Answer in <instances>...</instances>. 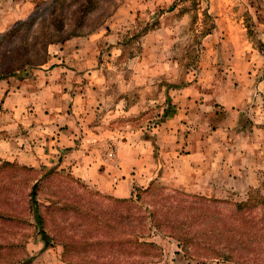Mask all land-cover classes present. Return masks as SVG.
I'll return each instance as SVG.
<instances>
[{"label": "rangeland", "instance_id": "rangeland-1", "mask_svg": "<svg viewBox=\"0 0 264 264\" xmlns=\"http://www.w3.org/2000/svg\"><path fill=\"white\" fill-rule=\"evenodd\" d=\"M49 1L0 0V80L9 77L17 82L25 80L29 84L26 90L31 94V82H41L39 70L68 66L96 71L94 76H82L75 81L98 91L97 95L83 96L96 102L91 109L96 110L90 116L83 109L79 113L83 123L79 126L81 137H98V148L106 150L109 156L115 154L117 144L128 139L135 147L140 144L144 153L150 155L158 133L165 152V147H169L164 140L167 128L160 130L158 126L181 108L179 104L184 102L185 95L180 90L188 92L185 100L193 101L190 109L193 112L190 120L180 117L178 125L183 127L171 125V129H178L182 135L217 134L216 129L225 118L231 124L229 141L239 144L242 136V142L252 146L239 158L245 169H259L252 173L250 186L231 182L229 156L225 173H218V177L214 175L215 161L202 156V164L210 163L212 171L199 164L205 172L195 174L203 179L195 181V186L177 183V176L168 170L151 182L162 188L160 196L169 195L167 203L162 202L164 207H159V202L154 205L160 208L158 216L162 221L174 219L182 228L187 226L198 234L204 230L195 238V242L200 241L199 248L223 246L222 234L207 237L211 235L210 229L223 230L226 223L225 234L235 233L241 227V218L260 211L254 207L240 212L236 205L264 197V169L255 164L263 160L264 166V0H97L81 22L78 17L74 20L72 12L75 8L82 11L87 5L85 0H58L52 4ZM58 28L60 40L56 36ZM228 100L241 104L223 109L222 103L228 104ZM36 110L31 102L22 113ZM0 112L2 121L18 118L3 106ZM9 124L2 125V133L9 136H16V130L26 127L22 122L12 127ZM241 131L243 135L239 134ZM30 133L35 135L33 131ZM55 133L50 128V136ZM181 148L177 147L168 157L163 155L171 162L179 158L177 152ZM9 171L7 168L0 174L4 175V184H11L10 189L0 193V210L9 215L5 217L0 212V264L237 263L220 257L193 256L180 240L150 227L151 217H145L149 229L140 240L151 242L154 247L126 250L128 234L133 227L137 228V217L143 212L114 201L120 198L101 193L66 172L58 173L55 180L43 181L37 190L47 234L42 236L26 207L27 187L21 182L25 175L11 177ZM138 188L134 187L128 198L135 197ZM193 196L209 201H181H190ZM150 204L143 203L141 209L150 208ZM147 212L150 215L148 210L144 215ZM129 215L134 217L133 222H128ZM229 227L235 230L229 231ZM253 244L243 252L263 256L261 248ZM65 245L70 247L69 252ZM228 248L235 256L242 251L236 237ZM246 264L256 263L247 260Z\"/></svg>", "mask_w": 264, "mask_h": 264}, {"label": "crops", "instance_id": "crops-1", "mask_svg": "<svg viewBox=\"0 0 264 264\" xmlns=\"http://www.w3.org/2000/svg\"><path fill=\"white\" fill-rule=\"evenodd\" d=\"M37 73L41 82L38 84L31 82L30 88H33L31 94L26 90V86L29 84L25 80L17 82V79L12 77L0 80V107L2 109L3 106L4 110L7 109L11 115L18 117L10 120V122L7 118L2 121V113L0 112V161L17 162L16 165L31 168L30 173L38 174V177L34 176V179L41 178L46 171L53 170L54 174L44 179L41 178V183L47 180H55L58 173L66 172L72 178L92 186L101 193L124 199L131 195L134 187H147L156 177L163 174V171L166 172L167 170L172 175L177 176V183L195 186V181H203L195 174H202L206 169L210 173L212 171L208 165L210 163L203 162L202 164V156L204 158L210 157L215 161L212 164L215 166L214 175L217 177L220 173H225L227 169L225 167L226 156H229L232 167L231 182L241 183V185L243 183L242 186L245 185V187L252 184V173L259 171L255 167L245 169V166L239 161L245 149H250L248 147L252 146L246 142L243 143L242 136H239L241 141L239 144L238 141H229L231 137L227 138V135L230 132L231 124L230 122L227 123L225 118L219 123L218 129H216L217 134L213 132L203 135V132H189L182 135L178 129H171V125L183 127L184 125H178L181 124V118L186 117L183 119L190 120L189 115L193 112L190 111L193 109V101L185 100L188 92L183 90H180V93L185 95V98H181L184 102L181 101L179 104L181 108L177 113L167 117L164 122L161 121L162 125L158 126L160 130L167 128L164 140L169 142V147H165V152L163 151V140L158 133L156 140H153L154 145L150 155L144 153L145 151L139 147L140 144L137 148L128 139L117 144L115 154L109 156L106 150L98 148V137L93 138L89 135L81 137L79 126L83 123L82 118L79 117V113L83 109H86V113H89L90 116L96 110L95 107L94 110H91L92 105L96 102L83 99V96L85 97L87 94L94 96L98 94V91L93 90V88L86 89V87L76 84L75 81L82 76H94L96 71H82L77 68L68 69V66H60L46 71L39 70ZM31 102L37 109L36 112H24L23 115L22 111L25 106L30 105ZM139 104L140 102L137 103V105ZM205 104L206 102L202 105ZM240 104L236 101L231 103L229 100L228 104L222 103L223 109H229ZM185 106L189 108H185ZM41 109L48 111H40ZM10 117L8 118L11 119ZM79 121L82 122L79 123ZM20 122L25 124V129L28 131L24 128V130H16L15 133L18 136L2 133L3 124H9L12 127ZM32 126H34L33 129ZM45 127L46 130L44 131ZM50 128L56 130L57 133L54 136H50ZM31 131L35 135H31ZM239 134L243 135L244 133L241 131ZM214 143L215 147H213ZM207 144L208 147H206ZM177 147H182L181 152L183 149L184 152H177L179 158L175 157V159H171V162L167 161L163 154L165 153L168 157L170 152ZM158 152L159 154H157ZM260 157H263L262 154ZM261 162L263 160H259L257 163L255 161V164L258 165V168L264 169ZM199 164L204 165L203 169L205 170L201 169ZM245 165L251 166L250 164Z\"/></svg>", "mask_w": 264, "mask_h": 264}, {"label": "trees", "instance_id": "trees-1", "mask_svg": "<svg viewBox=\"0 0 264 264\" xmlns=\"http://www.w3.org/2000/svg\"><path fill=\"white\" fill-rule=\"evenodd\" d=\"M58 0H51L49 1L50 4L56 3ZM87 2L86 6L82 11L80 9L75 8L73 9L72 16L74 20L77 19L79 22L82 21V19L85 17V15L89 12V6L94 7L97 4V0H85ZM48 4V3H47ZM78 13V14H77ZM61 29L58 28L56 30V36L58 37L57 39L60 40L61 34L60 31ZM74 34V33H73ZM9 169V174L11 177H14L17 174H24L25 176L22 177L21 182L24 184V186L27 187V202H26V207H28L29 211L31 210L33 214V220L35 221V229L37 228V232L41 234L42 236H46L47 234L45 233V228H44V220L42 217V214L39 210V201L37 200V190L40 187L41 183V178H47L48 176H52L53 170H49L44 172V174L41 176V178L34 179V174L30 173L31 168H28L26 166H19L16 165L15 163H9V162H2L0 164V174L4 173L5 169ZM33 171V170H32ZM15 174V175H14ZM7 175V178L10 177ZM14 175V176H13ZM4 175L0 177V181L3 182V184L0 186V193L3 190L10 189L11 184L10 183H5L6 180L3 178ZM34 179V180H32ZM162 188L159 187H154L151 183L145 187V188H138L137 192L135 193V197H130V198H124V199H119L115 200L116 202H120L121 204H126L131 206L133 209H137L139 212H143V215L141 216H136L138 219V225L137 228L134 229V227L131 229V233L128 234L129 237L125 241L126 243V250L131 249V248H142V247H154V245L151 242H145L141 241L140 237L144 233L145 230L149 229L147 223L145 222V217L148 219L150 218L151 226L156 229H160L162 232L168 233L170 236H173L177 238L178 240L181 241L183 248L189 249L191 251L190 253L193 254V256H198V257H204L206 258L211 257V258H222L224 260H230V261H235L237 262L236 264H246L247 260H252L256 264H262V261L264 260V197H260L259 199H248L245 200L244 202H241L237 204V209L240 212H248L250 209L254 207H259L260 211L257 212V215H249L246 218H241V227L239 230H235V228L229 227V231L235 230V233H231L230 235L225 234V226L227 225L226 223L223 224V230H217L215 227L210 229L211 235L207 236L208 238H213V235L216 234L218 235L219 233L223 235V239H225V244L223 246H219L218 248H211L207 250V248L210 247H205V248H199L198 244L199 242H195V238L198 237L199 235L201 236L204 233V230L201 232V234H198V232L193 231L191 232L189 230V227H184L182 228V225H178L175 223L174 219H168L165 218L163 221L160 216V208L159 207H164L165 204L168 201V194L165 195V197L160 196L162 195ZM177 194H181L177 192ZM185 198H188L189 196H184ZM198 199H203L199 200L201 202L203 201H209L204 198H198L193 196L192 200L186 201L182 199L181 201L183 202H193L194 200ZM141 201V202H140ZM159 202V207L154 206ZM164 202L165 204H163ZM141 203V204H138ZM146 203H151L150 208L145 207L144 211L141 209L143 208L142 204ZM152 209V211H151ZM146 210L150 212V215H144ZM1 212V210H0ZM5 217L9 216L7 213L1 212ZM30 213V212H29ZM152 213V216H151ZM156 214V215H155ZM14 216L12 215L11 218ZM258 217V218H257ZM128 222H133L134 217L129 215L128 217ZM146 219V220H147ZM181 224V223H180ZM244 228V229H243ZM220 235V236H222ZM237 238V242H239L242 245V251L238 254V256L234 255V252L228 248L229 243L232 241L233 238ZM207 238H205L206 242ZM97 241V240H96ZM98 243V242H97ZM253 243H256L257 247L260 249L261 252H263V256L254 254V252H250V254H247L243 252V249H246L250 247ZM218 244V243H217ZM221 245V242H219ZM195 245L196 249L192 248V246ZM255 245V244H253ZM245 246V247H243ZM255 246V250H256ZM67 248V251L69 252V248L67 245L64 246V248ZM207 250V251H206ZM195 251V252H194ZM243 258H246L247 260H243Z\"/></svg>", "mask_w": 264, "mask_h": 264}]
</instances>
